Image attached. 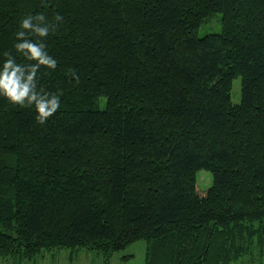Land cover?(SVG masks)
<instances>
[{"label": "trees", "instance_id": "obj_1", "mask_svg": "<svg viewBox=\"0 0 264 264\" xmlns=\"http://www.w3.org/2000/svg\"><path fill=\"white\" fill-rule=\"evenodd\" d=\"M38 11L64 16L40 79L63 102L39 124L0 98V258L146 240L145 264H264V0H0V52Z\"/></svg>", "mask_w": 264, "mask_h": 264}, {"label": "clouds", "instance_id": "obj_2", "mask_svg": "<svg viewBox=\"0 0 264 264\" xmlns=\"http://www.w3.org/2000/svg\"><path fill=\"white\" fill-rule=\"evenodd\" d=\"M63 20L60 12L53 17L45 11L23 15L14 32V52H0L4 57L0 60V98L13 107L33 109L39 124L47 123L63 102V89L47 90L40 83L42 71L57 68L58 60L49 52L47 41ZM67 74L79 82L77 70L70 68Z\"/></svg>", "mask_w": 264, "mask_h": 264}, {"label": "rangeland", "instance_id": "obj_3", "mask_svg": "<svg viewBox=\"0 0 264 264\" xmlns=\"http://www.w3.org/2000/svg\"><path fill=\"white\" fill-rule=\"evenodd\" d=\"M221 31V14H215L199 27L197 36L204 37L207 34L219 33ZM231 97L235 104L241 102V77L233 80ZM197 183L201 188L208 189L213 184V175L209 171L200 170L197 173ZM146 250V240L132 242L107 258L103 254L96 252V250L74 251L69 248H63L45 251L36 260L23 264H145ZM0 264L17 263L0 258Z\"/></svg>", "mask_w": 264, "mask_h": 264}]
</instances>
